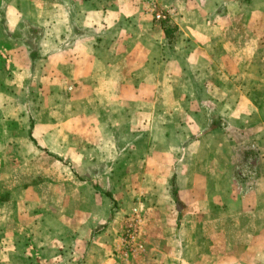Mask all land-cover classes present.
Here are the masks:
<instances>
[{"label": "crops", "instance_id": "crops-1", "mask_svg": "<svg viewBox=\"0 0 264 264\" xmlns=\"http://www.w3.org/2000/svg\"><path fill=\"white\" fill-rule=\"evenodd\" d=\"M157 1L0 0V261L264 264V0Z\"/></svg>", "mask_w": 264, "mask_h": 264}, {"label": "rangeland", "instance_id": "rangeland-1", "mask_svg": "<svg viewBox=\"0 0 264 264\" xmlns=\"http://www.w3.org/2000/svg\"><path fill=\"white\" fill-rule=\"evenodd\" d=\"M156 2H157V6H158V1L156 0ZM158 8L160 10L168 12V16H169L168 19L171 17V11L170 10H168L166 8H160L159 6H158ZM252 165L253 164L251 163L250 166H252ZM134 218H137L139 221V232H138V236H137V241L135 242V248H137V251L132 254L131 252H128L126 249H124L121 241H122V238H123V236L127 230V225ZM142 219L143 218H142V215H140V213H132L130 215H127V221L124 220L122 230H121L119 237H118V239H119V243H118L119 250L117 249L114 252V256H115L114 258L116 259L115 262L107 263V259L101 255H100V257L96 258L94 261L93 260L88 261L87 251H85V253H77L79 248H78V246H76V240L74 242L73 238L68 240L69 245H68V249L66 250L67 255H66L65 261H67V264H139L138 261H139L140 257L144 256L146 254V251L148 250V246H147V243H146L145 238H144L145 233L142 231V229H143V222L141 221ZM44 223L45 222H41L40 225L42 226V225H44ZM54 223L55 222H53V221L50 222L49 224H47V227H51V225H53ZM57 224L59 227L61 222L58 221ZM23 226L24 225L22 224V227ZM42 240H43V238H42ZM87 241L86 242L83 241L84 243H82V245H84L85 248H87L89 246ZM42 244H43V242H41V245ZM21 248H22V250H24L26 247L24 248V246H22ZM39 248H40L41 252L39 251ZM39 248L36 250L37 256H38V258H36L37 264H59V261H60V254L59 253L53 254L52 260L47 262V263L46 262L44 263V261H45L44 255L46 253L44 251V247H39ZM125 252L129 253V254H125ZM47 253L52 254V250H50V252H47ZM22 254H23L22 256L28 255V254H25V252ZM136 254L138 257L134 258L136 256ZM31 257H33V256H31ZM117 258H118V260H117ZM3 259H4V261L3 260L0 261V264H18L17 259L10 260L8 258V254H6V253L3 254Z\"/></svg>", "mask_w": 264, "mask_h": 264}, {"label": "built area", "instance_id": "built-area-1", "mask_svg": "<svg viewBox=\"0 0 264 264\" xmlns=\"http://www.w3.org/2000/svg\"><path fill=\"white\" fill-rule=\"evenodd\" d=\"M145 2L155 21L164 22L168 20V12L160 10L157 6L156 0H145ZM138 232L139 221L137 218H134L127 225V230L121 241L124 249H126L128 252H131L132 254L137 251V248H135V242L137 241ZM125 254L129 253L125 252Z\"/></svg>", "mask_w": 264, "mask_h": 264}, {"label": "trees", "instance_id": "trees-1", "mask_svg": "<svg viewBox=\"0 0 264 264\" xmlns=\"http://www.w3.org/2000/svg\"><path fill=\"white\" fill-rule=\"evenodd\" d=\"M163 24V23H162Z\"/></svg>", "mask_w": 264, "mask_h": 264}]
</instances>
